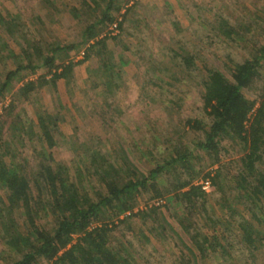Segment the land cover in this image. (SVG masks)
Segmentation results:
<instances>
[{"label":"trees","instance_id":"1","mask_svg":"<svg viewBox=\"0 0 264 264\" xmlns=\"http://www.w3.org/2000/svg\"><path fill=\"white\" fill-rule=\"evenodd\" d=\"M114 1L83 0L87 13L95 15L99 11L101 17L88 23L82 41L70 45L53 46L43 39L33 40L23 25L19 26L20 15L0 11V25L11 36L20 35L26 42L22 47L23 55H17L0 39V60L13 58L16 64L0 79V104L14 89V81L21 80L26 70L36 73L40 68H47V73L53 72L52 82L46 75L38 81L50 83L54 88L58 87L60 79L69 82L75 65L68 60L69 51L92 39L97 40L89 49L103 54L104 71L100 74L109 93L114 94L120 86L117 78L121 73L113 61V53L103 51L107 49L108 35L101 37L106 26L114 21L113 11L121 9ZM73 11L80 15L77 8ZM184 61L188 68L194 64L192 55L185 56ZM263 66L264 45L257 49L253 58L235 65L232 79L219 69H209L203 79V101L210 122L188 119L186 123L201 131L203 138L194 140L195 149L183 142L173 145L148 173L139 170L123 151L117 157L121 158L120 163L99 149L90 148L86 151L87 157H82L83 163L74 180L68 166L56 162L48 151L57 142L56 133L60 131L59 122L63 118L60 111H38L37 130L34 121L28 126L21 120L6 129V120L0 116V189L5 191L4 197H0L3 246L0 258L4 260L0 264H135L131 242L115 233L134 216L147 222L161 215L166 222L161 208L168 209V205L149 203L164 197V190L173 193L177 209L173 218L192 240L193 247L187 248L194 257V264L199 257L204 259L212 254L232 258L233 238L253 260L262 253L264 264V95L250 99L245 94ZM38 81L24 83L21 93L29 97L37 90ZM9 130L10 135H6ZM35 138L42 143L37 151V168L31 166L27 157L18 158L20 151L16 145L32 142ZM224 141L238 145L241 152L238 168L230 179L221 165ZM202 152L210 159L211 166L220 164L214 173H204L205 165H199ZM166 175L176 181L162 189L160 183L166 181ZM202 175L204 179H211L216 188V205L221 208L222 217L209 205V194L195 183ZM94 177L102 187L94 182ZM144 193L149 195L148 204L135 211L139 196ZM43 218L45 222L41 221ZM159 228L152 225L150 231L156 237L165 236L163 225ZM142 234L150 241L148 235Z\"/></svg>","mask_w":264,"mask_h":264},{"label":"rangeland","instance_id":"2","mask_svg":"<svg viewBox=\"0 0 264 264\" xmlns=\"http://www.w3.org/2000/svg\"><path fill=\"white\" fill-rule=\"evenodd\" d=\"M114 3L121 9L113 11L114 21L101 35H108L107 49L103 51L113 53V61L121 73L117 78L120 86L114 94L109 93L100 74L104 71L103 54L89 49L97 40L92 39L69 51L68 60L75 64L69 82L60 79L58 87L54 88L50 83L38 81L46 75L52 82L53 72L47 73V68H40L36 73L26 70L21 80L14 81V89L0 104V116L6 120V129L21 120L28 126L34 121L37 130L38 111L62 113L56 145L48 151L56 162L68 166L74 180L83 163L82 157H87L86 151L90 148L99 149L120 163L122 160L117 157L123 151L144 173L161 162L175 144L183 142L195 149L194 140L202 139L203 134L186 123L188 119L210 122L203 101V79L207 71L219 69L232 79L235 65L253 58L264 45V0H115ZM75 8L80 11L79 16L73 11ZM0 11L20 15L19 26L23 25L31 39H43L53 46L79 43L88 23L101 17L99 11L95 15L87 13L83 0H0ZM0 39L17 55H23L22 47L26 46L23 37L11 36L0 25ZM188 55L194 58L189 68L184 61ZM15 66L13 58L0 60V79ZM32 80L38 81V88L26 97L20 88ZM245 94L250 99L264 95V66L251 87L245 89ZM7 134L10 135V130ZM16 145L20 151L18 158L27 157L31 166L37 168V151L42 148L40 140L35 138ZM222 147L221 165L230 179L238 168L241 152L239 146L230 141H224ZM201 154L203 159L199 165H205L204 173H214L220 164L211 166L210 159ZM203 175L196 180L197 185L202 186ZM164 178L166 181L160 183L162 189L176 181L169 175ZM92 179L100 184L95 177ZM205 191L209 194V205L222 217L223 212L216 205V188L212 186ZM4 195L5 191L0 189V197ZM148 197L147 193L139 196L135 211L148 204ZM159 200L160 205H168V209L161 208L166 222L161 215L147 222L134 216L128 225H120L115 235H124V241L131 242L135 264H194V257L187 248L193 247L192 240L173 218L177 212L173 193L164 190V197L149 203ZM152 225L159 229L163 225L165 236L156 237L151 233ZM22 229L25 230V226L22 225ZM222 229L224 227L219 229L220 233ZM142 233L148 235L150 241ZM233 239L232 258L212 254L204 259L199 257L196 264H263L262 253L253 260L241 243ZM2 249L0 239V251ZM1 262L4 260L0 258Z\"/></svg>","mask_w":264,"mask_h":264},{"label":"built area","instance_id":"3","mask_svg":"<svg viewBox=\"0 0 264 264\" xmlns=\"http://www.w3.org/2000/svg\"><path fill=\"white\" fill-rule=\"evenodd\" d=\"M114 26L117 27L118 24L114 23ZM202 186L204 190H210L213 186L211 179L202 180ZM155 204L160 205L161 204L160 200L155 202Z\"/></svg>","mask_w":264,"mask_h":264}]
</instances>
